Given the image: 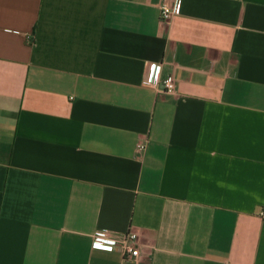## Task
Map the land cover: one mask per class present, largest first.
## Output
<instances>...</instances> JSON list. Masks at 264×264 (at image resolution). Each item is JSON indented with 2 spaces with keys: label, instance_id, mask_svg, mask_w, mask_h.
Wrapping results in <instances>:
<instances>
[{
  "label": "crops",
  "instance_id": "0c3cea01",
  "mask_svg": "<svg viewBox=\"0 0 264 264\" xmlns=\"http://www.w3.org/2000/svg\"><path fill=\"white\" fill-rule=\"evenodd\" d=\"M175 2L0 0V264H264V0Z\"/></svg>",
  "mask_w": 264,
  "mask_h": 264
},
{
  "label": "built area",
  "instance_id": "2783aa9c",
  "mask_svg": "<svg viewBox=\"0 0 264 264\" xmlns=\"http://www.w3.org/2000/svg\"><path fill=\"white\" fill-rule=\"evenodd\" d=\"M181 0H176L174 5L164 4L161 6V19L163 21L170 20L174 15L180 13ZM162 64L156 62H147L145 66V75L143 84L154 88H159L165 93L176 92V78L169 74L166 77H161ZM146 149V142L139 141L137 150L143 152ZM138 235L132 231L128 232L125 238L121 241L112 238H94L93 246L95 248H103L112 250L120 247L123 250L124 257H137L140 255V250L137 247Z\"/></svg>",
  "mask_w": 264,
  "mask_h": 264
}]
</instances>
